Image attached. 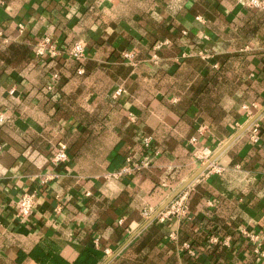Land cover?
I'll return each instance as SVG.
<instances>
[{"label": "crops", "instance_id": "1", "mask_svg": "<svg viewBox=\"0 0 264 264\" xmlns=\"http://www.w3.org/2000/svg\"><path fill=\"white\" fill-rule=\"evenodd\" d=\"M247 2L0 0V264H264V113L258 142L240 133L264 112V8ZM43 38L85 58L37 56ZM224 147L185 213L149 223Z\"/></svg>", "mask_w": 264, "mask_h": 264}, {"label": "built area", "instance_id": "2", "mask_svg": "<svg viewBox=\"0 0 264 264\" xmlns=\"http://www.w3.org/2000/svg\"><path fill=\"white\" fill-rule=\"evenodd\" d=\"M247 6L251 8H255V9H262L264 8V0H248ZM34 53L37 56L50 55V57L52 58L59 56L61 53H64L70 59L74 61H78V62L82 61L85 58V49L80 42H76L71 47L64 50V49L58 48V46L51 43V41L48 38H43L37 43V45L34 47ZM122 57L124 59H130V58H133V54H131L130 52H124L122 53ZM248 117L249 119H252L253 115L248 112ZM2 121H3V115L0 113V123ZM259 129L260 127L257 121L252 122L251 125L249 126V129H248L249 139L254 143L259 141V133H260ZM195 155H196V159L201 161L202 163L208 162L210 158L209 154L205 150L202 152H198ZM67 158L68 157H67L65 146L62 144H58L56 148L51 152L50 162L53 165H59V164H63L67 162ZM145 164L146 162L143 163L142 165L132 164V167L126 166V168H124L120 174L129 173L132 170H139ZM186 196L187 194L185 193V191L181 192L168 205V207H166L157 216L158 220L163 222L172 216L183 215L186 210V206H185ZM35 197H36L35 193H24L20 197V199L17 202V215L20 218H27L31 215ZM147 215L148 213L144 212V216H147ZM255 242H257V240H255ZM184 247L185 249L188 250L189 253H191L190 246L186 244ZM254 252L256 254H259L261 257H264V251H261L260 245H257Z\"/></svg>", "mask_w": 264, "mask_h": 264}, {"label": "water", "instance_id": "3", "mask_svg": "<svg viewBox=\"0 0 264 264\" xmlns=\"http://www.w3.org/2000/svg\"><path fill=\"white\" fill-rule=\"evenodd\" d=\"M262 113L261 112L259 114H257L256 116H254V118L242 129V132H244L252 122H254ZM227 147V146H226ZM225 149V147L213 158H211L208 162L204 163L201 168L197 171V173L188 181L186 182L179 190H177L172 196H170L166 202L150 217L149 219V223L152 222L154 219L157 218V216L166 208L168 207V205L181 193L183 192L199 175H201L209 166L211 163H213V161L215 160V158H217V156Z\"/></svg>", "mask_w": 264, "mask_h": 264}]
</instances>
